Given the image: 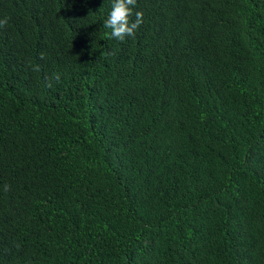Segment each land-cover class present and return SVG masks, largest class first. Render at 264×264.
I'll use <instances>...</instances> for the list:
<instances>
[{
  "label": "trees",
  "instance_id": "trees-1",
  "mask_svg": "<svg viewBox=\"0 0 264 264\" xmlns=\"http://www.w3.org/2000/svg\"><path fill=\"white\" fill-rule=\"evenodd\" d=\"M112 4L0 0V264H264V0Z\"/></svg>",
  "mask_w": 264,
  "mask_h": 264
},
{
  "label": "clouds",
  "instance_id": "clouds-1",
  "mask_svg": "<svg viewBox=\"0 0 264 264\" xmlns=\"http://www.w3.org/2000/svg\"><path fill=\"white\" fill-rule=\"evenodd\" d=\"M137 0H113L112 8L109 13L108 18L104 22V27L111 29L108 34L109 39H117L121 42L125 40L126 37H134L136 30L143 23V12H135V20L130 22L129 17L133 15V8L136 5ZM8 18L0 19V28L7 25ZM44 58V54L41 53V59ZM38 71L39 68L33 69ZM56 79H59V75H56ZM47 86H51L48 84ZM5 191L10 190L9 185L4 186ZM19 247V245H17Z\"/></svg>",
  "mask_w": 264,
  "mask_h": 264
}]
</instances>
